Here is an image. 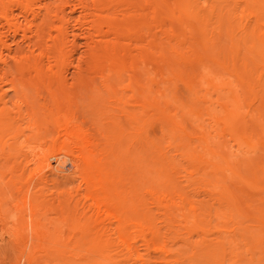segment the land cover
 Masks as SVG:
<instances>
[{"label": "bare ground", "instance_id": "obj_1", "mask_svg": "<svg viewBox=\"0 0 264 264\" xmlns=\"http://www.w3.org/2000/svg\"><path fill=\"white\" fill-rule=\"evenodd\" d=\"M0 147L19 264H264V0H0Z\"/></svg>", "mask_w": 264, "mask_h": 264}, {"label": "rangeland", "instance_id": "obj_2", "mask_svg": "<svg viewBox=\"0 0 264 264\" xmlns=\"http://www.w3.org/2000/svg\"><path fill=\"white\" fill-rule=\"evenodd\" d=\"M15 45V44H12ZM50 147L47 142L46 148ZM137 146L133 144H118L117 153L122 157V160H126L128 153H135ZM172 151V150H170ZM173 154V153H172ZM2 155V147H0V156ZM70 169L69 164L67 165L66 172ZM126 170V176L123 184L127 188L131 187L135 183L136 178L132 177L131 171ZM71 173L68 172L67 175ZM12 176H8L4 182L0 181V264H19V259L22 255L21 251H24L23 240L21 238H14V234L17 231V222L14 217L13 209L15 207V199L17 198L10 190L6 187V184L11 180ZM132 178V182H131ZM76 184L74 187H77ZM56 194L60 192L55 190ZM65 202V198L62 200ZM74 209V208H72ZM71 211V210H70ZM69 210L62 207L56 213H52L49 216L43 218V224H46L48 220H54L56 222L55 227L61 232V237L63 244V250H67L64 254H68L69 258L64 261L63 264H90L88 261L84 260L89 247L85 244V240L82 235V229L85 226V220L76 219L73 224V219ZM92 216V213L88 215V218ZM94 227V226H92ZM92 230V229H91ZM101 230V227L98 231ZM92 235L96 233L92 230ZM48 237L43 238L40 242L35 243L26 251V254L33 252L35 261L33 264H60L58 258L53 260L46 259L45 252L49 248ZM74 257V258H73ZM99 260V257L97 258Z\"/></svg>", "mask_w": 264, "mask_h": 264}]
</instances>
